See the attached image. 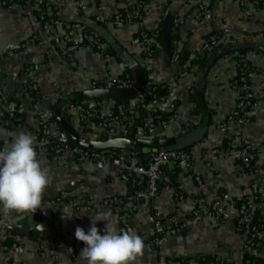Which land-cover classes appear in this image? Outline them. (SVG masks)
<instances>
[{
  "label": "crops",
  "instance_id": "crops-1",
  "mask_svg": "<svg viewBox=\"0 0 264 264\" xmlns=\"http://www.w3.org/2000/svg\"><path fill=\"white\" fill-rule=\"evenodd\" d=\"M40 1L21 0L12 7L0 6V50L11 51L0 55V107L4 99L14 101L21 117L20 124L10 128L3 125L4 112L0 111V150L8 147L20 132L29 134L36 142L39 111L50 123L49 139L68 140V134L55 120L59 101L72 93L104 88L93 87L94 81L117 80L125 72L133 78L135 66L143 73L144 69L147 71L145 86L165 85L166 99L158 109L165 115L175 112L166 126L158 125L150 133L154 131L160 136L157 138L176 139L194 134L198 139L185 146L189 149V163L168 164L164 170L171 180L177 167L175 186L164 185L155 197L143 198L134 208L129 207L127 197L137 187L122 179L116 166L96 160L78 161L69 152L58 156L41 152L37 158L49 178L42 209L34 213L13 211L7 215L0 211V245L13 242L18 245L11 250L0 248V264H84L79 256L84 245L75 239L74 231L80 226L87 232L90 217L101 211L109 215L118 231L126 223L125 230L130 229L143 239V252L134 264H160L168 258L191 261L213 258L219 264H244L248 256L264 264V232L259 235L257 245L248 244L245 234L237 232L234 224L242 200L247 204L249 220L256 213L264 220V203L247 200L252 182L264 189V10L250 3L240 5V0H169L165 3L151 0L139 18L127 17V21L118 22L114 16L124 9L130 11L135 0H59L61 6L57 13L61 26L44 29L38 18ZM199 4L204 11L197 19L188 6L196 11ZM166 16L171 17L172 56L168 60L164 57L161 36ZM74 22L98 34L103 52L93 48L67 52L60 35ZM140 30H157L160 35L161 51L155 57H145L138 40ZM214 34L219 35L216 47L200 52L203 43ZM25 41L27 46L21 47ZM230 41L248 49L244 55L253 68L250 78L258 100V108L250 113V121L243 126L223 121L238 97V92L228 84L237 71V52ZM257 45L260 47H252ZM199 58H203L200 64L193 63ZM129 98L133 104L134 96ZM116 99L93 98L80 102H99L102 112L108 115L115 111ZM63 115L84 138L127 137L117 122L99 130L84 126L68 105ZM241 138L256 153L251 172L229 154H211L224 141L233 147ZM109 149L122 151L124 157L131 150ZM196 176L200 177L202 188L198 187ZM61 191L70 198L87 200L95 207L50 204L59 198ZM176 193L183 198H176ZM199 194L207 204L220 199L228 218L219 221L205 212L194 213L193 199ZM106 199H111L110 204L101 206ZM63 211L72 217L67 218ZM125 213L128 215L123 220ZM173 218L182 225L176 233L170 232ZM155 220L160 226L155 225ZM96 226L103 234L104 222L98 221ZM154 236L161 238L159 246L148 244ZM76 244L80 249H75Z\"/></svg>",
  "mask_w": 264,
  "mask_h": 264
},
{
  "label": "built area",
  "instance_id": "built-area-1",
  "mask_svg": "<svg viewBox=\"0 0 264 264\" xmlns=\"http://www.w3.org/2000/svg\"><path fill=\"white\" fill-rule=\"evenodd\" d=\"M21 0H0V6L12 7L19 4ZM151 0H135L132 4L130 11L127 14L130 18L137 19L142 15V10L146 3ZM162 3L168 0H153ZM250 3L252 5L260 6L261 10H264V0H240V5ZM61 6V1H47L41 0L38 18L44 29H48L51 26H61L62 22L58 17L57 9ZM190 12L197 19L201 18V14L204 11L203 5L199 4L194 8L189 5ZM115 21L125 22L127 19L122 18L121 13H117L114 16ZM177 18L175 23L177 24ZM157 30L154 32L148 30H140L138 33V40L141 43L145 57H155L160 49V46L155 40ZM60 40L66 44V50L68 53H72L80 48H93L100 52H103V44L101 38L93 30L83 28L78 22L71 23L60 35ZM28 41L21 44V47L27 46ZM218 44V38L215 35H211L206 40L200 52L204 53ZM11 51H1L3 53H9ZM106 58L110 56L104 54ZM248 62L244 54L236 55V67L240 70V76L236 79L233 76L228 80V84L238 92V97L234 108L224 116L225 123H236L240 126L245 125L250 121V113L258 108V100L253 86L251 83V70H246ZM237 70V69H236ZM134 79L132 76L125 72L120 79L107 80L104 83L94 81L92 86H101L104 88H130L133 86ZM154 84L150 91L152 92L156 87ZM161 89H165V85H159ZM30 88L36 90L35 85H31ZM138 93L134 96V102L132 103H118L115 106V111L111 114L106 115L102 112L99 102H75L70 103L68 108L75 114L84 126H91L97 130L109 128L114 122H117L122 130L129 132L135 138H145L150 131L156 126H166L170 118L175 116V112L172 110L170 115H165L161 110L158 109V105L165 101V95H157L146 91ZM0 90V98H1ZM3 107H0V111L3 109L5 118L3 119V125L12 127L17 126L21 122V117L16 113V104L11 100H3ZM39 119V132L37 133L36 142L34 146L37 151V155L41 152H48L50 155L58 156L64 152L71 153L74 158L78 161L84 160H96L104 165H114L118 168L120 176L126 181H130L137 188L135 191L130 193L127 197L129 207L134 208L141 204L143 198L155 197L160 188L164 185H168V178L164 172L168 164H183L190 162L189 152L181 149H159L156 152H149L148 157L142 159L138 156V152L130 150L128 155L124 157L122 151L109 149L107 151H97L94 149L86 148L80 145H71L67 139H60L52 141L49 139V125L45 114L42 111L38 112ZM213 155H225L229 154L233 156L237 161L240 162L241 166L251 172L256 160V153L251 148L248 141L241 138L239 143L233 146V149L218 147L211 150ZM199 188L203 187V183L200 177H195ZM176 198L181 200L183 197L181 194L176 193ZM247 200H252L256 204L264 203V189L261 188L256 182H252L250 188V194ZM111 199H106L101 203V206H107L110 204ZM194 213L202 214L205 212L208 217L217 219L219 221H225L228 216L225 212V208L220 199L213 200L210 204L206 203L205 198L202 194L197 195L194 199ZM50 204L53 206L58 205H69V206H82L87 209L94 208L95 205L91 204L87 200H81L76 197H68L64 191L59 193V198L53 200ZM2 206H0V211ZM128 214L122 215V219ZM251 220L247 218V204L242 202L237 209L236 216L234 218L235 229L239 233H244L246 236V242L248 244H256V240H259V235L264 232V220L260 219L256 223H251ZM171 233H176L182 229L174 218L171 219ZM155 225L160 226V222L155 220ZM127 226L124 223L122 230H125ZM148 244L159 246L161 244V238L154 236L148 241ZM258 244V242H257ZM18 247L17 243L13 242L10 244L3 243L0 245L2 250H11ZM75 249H80L79 244H76ZM15 262V260H14ZM160 264H219V260L202 258L199 260H188L184 258H168ZM244 264H253L250 260H245Z\"/></svg>",
  "mask_w": 264,
  "mask_h": 264
},
{
  "label": "clouds",
  "instance_id": "clouds-1",
  "mask_svg": "<svg viewBox=\"0 0 264 264\" xmlns=\"http://www.w3.org/2000/svg\"><path fill=\"white\" fill-rule=\"evenodd\" d=\"M48 184V173L37 158L33 138L18 133L8 147L0 150V206L3 213H34L42 209ZM63 213L67 218L72 217L66 211ZM98 221L104 222L103 234L96 226ZM74 236L83 242L79 256L84 264H134L144 249L139 235L130 229L118 231L103 211L90 217L87 232L77 226Z\"/></svg>",
  "mask_w": 264,
  "mask_h": 264
},
{
  "label": "water",
  "instance_id": "water-1",
  "mask_svg": "<svg viewBox=\"0 0 264 264\" xmlns=\"http://www.w3.org/2000/svg\"><path fill=\"white\" fill-rule=\"evenodd\" d=\"M171 25V17L166 16L161 26V36L164 50V57L166 60L172 56L171 52V39L169 37ZM252 47H260L252 46ZM134 83L130 88H93L78 93H72L59 101L55 110V120L60 127L68 134V136L78 145L94 149L102 150L109 148L117 149H131L135 152L149 153L156 152L159 149H178L185 147L189 142H194L198 136L190 134L188 137L176 139L174 137H161V138H135L131 137H118L108 140H90L82 137L73 126L66 121L63 111L66 105L70 103L80 102L93 98H106V97H131L144 91L146 85V78L142 70L137 66L132 69ZM199 129H197V132Z\"/></svg>",
  "mask_w": 264,
  "mask_h": 264
},
{
  "label": "trees",
  "instance_id": "trees-1",
  "mask_svg": "<svg viewBox=\"0 0 264 264\" xmlns=\"http://www.w3.org/2000/svg\"><path fill=\"white\" fill-rule=\"evenodd\" d=\"M169 1V0H168ZM255 7H257L258 9H260V6H258V5H254ZM121 15H122V18H124V19H127V11H125V9L124 10H122L121 11ZM218 39H219V35L217 36V34H214ZM155 40H156V42L158 43V45L160 46V49H159V52L161 51V38H160V35H157L156 37H155ZM233 43V44H232ZM230 44H231V46H233V48H234V52H237V54H244L245 52H247L248 51V49L247 48H243V47H241V46H235L236 44H234V42H232V41H230ZM206 56V55H205ZM205 56H203V58H205ZM203 58H199V59H196V60H194V62L193 63H198V64H200L201 63V61H202V59ZM248 66L246 67L247 69L246 70H252L253 68H252V66L248 63L247 64ZM237 69V71H236V74L233 76V78L234 79H236V78H238L239 76H240V70L238 69V68H236ZM144 74L146 75V78H147V71L144 69ZM153 85L154 84H151V83H149L148 85H147V88H146V91H150V89H151V87H153ZM156 88L152 91L153 93H155V94H157V95H165V94H167V90L166 89H161V87H159L158 85H156L155 86ZM151 92V91H150ZM151 92V93H152ZM129 100H130V98L129 97H125V98H118V99H116V101H117V104L118 103H128L129 102ZM210 112V111H209ZM17 114V113H16ZM18 116H19V114H17ZM4 118H5V115H4ZM12 127H15V125L14 126H12ZM12 127H10V128H12ZM124 131V130H123ZM127 132V131H126ZM124 132V135L125 136H127V137H129V135H131V134H129V132ZM157 137H160V136H158L154 131L153 132H151V133H149V134H147L146 135V137L145 138H157ZM68 142L71 144V145H77L71 138H69L68 137ZM231 143H229L228 141H224L223 143H222V147H225V148H229V149H233V147L230 145ZM178 149H180V148H178ZM181 150H184V151H186V152H188V147H185V148H183V149H181ZM254 151V150H253ZM255 152V151H254ZM138 154V156L139 157H141L142 159H145L146 157H148V153H142V152H138L137 153ZM174 171H175V173L172 175V177L170 178L171 180H168L169 182H168V184L170 183V184H172V185H174L175 186V184H174V182H173V180H174V176L176 175V173L178 172V169H177V167L176 168H174ZM173 182V183H172ZM245 201V200H244ZM243 200L242 201H240L239 202V204H238V207L240 206V204L242 203V202H244ZM260 219H262L259 215H258V213H256L253 217H252V219H251V223H256V222H258V220H260ZM259 240H256V244L255 245H257V242H258ZM207 260H210V259H213V258H206ZM246 260H250L253 264H259V261L256 259V258H254V257H251V256H248V258L246 259Z\"/></svg>",
  "mask_w": 264,
  "mask_h": 264
}]
</instances>
